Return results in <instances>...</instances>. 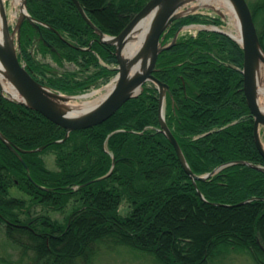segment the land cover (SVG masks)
Listing matches in <instances>:
<instances>
[{
  "label": "trees",
  "instance_id": "trees-1",
  "mask_svg": "<svg viewBox=\"0 0 264 264\" xmlns=\"http://www.w3.org/2000/svg\"><path fill=\"white\" fill-rule=\"evenodd\" d=\"M148 1L79 0L110 35ZM250 6L264 48V0ZM27 8L47 25L38 31L23 23L20 55L43 84L79 94L118 73L115 46L99 41L73 0H27ZM193 23L224 24L220 16L182 15L163 43ZM35 52L75 68L62 70ZM243 68V47L210 29L180 33L158 56L154 74L169 86L166 121L190 168L202 176L222 167L196 181L161 130L153 82L103 123L67 138L64 127L0 87V131L19 152L0 137V229L21 262L90 264L102 249L126 247L161 264H221L231 251L264 264V170L238 162L264 167ZM261 136L264 142V127Z\"/></svg>",
  "mask_w": 264,
  "mask_h": 264
},
{
  "label": "water",
  "instance_id": "water-1",
  "mask_svg": "<svg viewBox=\"0 0 264 264\" xmlns=\"http://www.w3.org/2000/svg\"><path fill=\"white\" fill-rule=\"evenodd\" d=\"M73 1L76 3L85 20L99 34V40L105 44L116 46L119 72L116 76V83L114 87L100 103L91 108L89 111L76 117L69 116L61 101H66L69 97L76 96L66 95L41 83L33 76L31 69L20 58V51L15 45L13 33H17V40L19 41L21 37V28L25 20H28L38 30L41 29V22L29 13L27 9V0H24V7L20 13L21 15L14 32H11L10 25L7 23V10L5 5H2L1 9L5 21V35L7 39L4 42H0V61L7 69L8 75L17 87L19 95L24 99L20 100L12 97L9 98L26 104L43 114L51 121L64 127L67 130V138L70 133L75 130L87 129L103 123L113 116L128 100L138 96L142 92L145 83L149 81L153 82L157 85L160 92L161 130L174 145L184 168L192 176L194 181L198 179H205L215 173L217 170L203 176L193 173L185 158L179 141L166 121L165 98L166 91L169 86L158 79L154 74L159 54L163 50L173 46L177 41L176 36L171 43H162L164 33L168 30L171 24L178 17L184 15L180 14L179 11L185 0H149L143 9L128 23V25L115 36L108 35L99 29L89 18L79 0ZM232 2L235 6L236 13L241 24L242 41H238L232 34L225 30L218 28L215 29L228 33L244 49V91L248 105L255 118L254 136L256 144L264 156V142L261 137V128L264 127V112L258 102L257 83V69L260 62H264V49L261 44L257 26L248 1L232 0ZM154 10L157 11L154 24L138 55L139 57H142L145 62L148 61L147 66H145L141 72L132 73L130 70L131 58L125 56V47L127 46L130 35L135 30L137 24ZM203 27L206 28V26ZM47 44L51 46L49 43ZM0 87L2 91L5 92L1 83ZM81 96H84V94ZM0 137L7 143L11 150L15 153H19L17 147L13 145L12 142L1 133V131ZM43 149L44 146L35 150L40 151ZM238 162L264 170V167L247 161Z\"/></svg>",
  "mask_w": 264,
  "mask_h": 264
},
{
  "label": "rangeland",
  "instance_id": "rangeland-1",
  "mask_svg": "<svg viewBox=\"0 0 264 264\" xmlns=\"http://www.w3.org/2000/svg\"><path fill=\"white\" fill-rule=\"evenodd\" d=\"M249 4H254L258 0H248ZM6 9L8 16L11 17L10 20V29L11 32H14L18 20L21 14L18 17H13V7L11 1L6 2ZM180 14H189V13H202L208 14L211 16H220L224 22V25L220 26L221 29H224L228 32H236L235 24H237V18L229 9L224 5L220 7L216 3L211 5L202 4L200 0H185L183 5L180 8ZM201 28L199 24L186 25L182 28L181 33H195L198 29ZM259 28H263V24H259ZM15 45L18 47L17 33H13ZM38 58H42L40 53H37ZM45 60L51 63L53 66H57L56 62L52 59V56L44 57ZM60 69H74L75 66L72 63H67L64 66H57ZM261 86H264V79H261ZM93 91H98L94 96L90 97L88 100H95L103 93H106V87L96 90H92L86 93H91ZM7 96L8 93L5 92ZM82 93L75 96H80ZM84 99L76 98V102H82ZM46 158L49 163V166L53 169L57 168V165L54 160V155L46 153ZM56 216L63 218L59 212H55ZM0 264H23L19 256V249L15 247L11 242L7 240L5 233L0 229ZM25 264V262H24ZM77 264H84L78 262ZM90 264H161L154 257L146 254H140L134 252L126 247H115L112 249H102L99 254L91 261ZM221 264H257L249 255L244 252L231 251L228 252L224 260L221 261Z\"/></svg>",
  "mask_w": 264,
  "mask_h": 264
},
{
  "label": "bare ground",
  "instance_id": "bare-ground-1",
  "mask_svg": "<svg viewBox=\"0 0 264 264\" xmlns=\"http://www.w3.org/2000/svg\"><path fill=\"white\" fill-rule=\"evenodd\" d=\"M8 0H0V42H4L7 38L5 35V21L1 12L2 5L6 6V2ZM13 7V17H18V15L22 12L24 7V0H10ZM202 4L211 5L212 3H216L218 7L224 5L227 9H229L235 17L237 18V24H235L236 32H230L238 41H242V31L241 24L239 21V17L236 13L235 6L232 0H200ZM157 11L154 10L149 15H147L144 19H142L136 26L135 30L131 33L129 42L125 47L124 54L125 56L131 58L130 70L132 73H138L143 70L145 66H147V62L143 60L142 57H139V52L150 33L152 26L155 21ZM11 17L7 14V23L10 25ZM261 79H264V62H260L257 69V83H258V102L261 109L264 112V86H261ZM0 83L2 84L3 89L6 93L9 94L10 97L14 99H24L19 95L17 91V87L10 79L7 69L0 61ZM116 83V80L112 81L106 87V93H103L95 100H88L90 97L94 96L98 91H93L91 93L84 94V96H76L69 97L66 101H61L63 106L66 108L68 115L71 117H76L84 114L89 111L91 108L100 103L107 94L112 90ZM76 98L84 99L82 102H76Z\"/></svg>",
  "mask_w": 264,
  "mask_h": 264
}]
</instances>
